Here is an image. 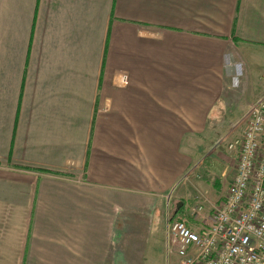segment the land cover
Instances as JSON below:
<instances>
[{"label": "crops", "instance_id": "obj_1", "mask_svg": "<svg viewBox=\"0 0 264 264\" xmlns=\"http://www.w3.org/2000/svg\"><path fill=\"white\" fill-rule=\"evenodd\" d=\"M234 89L264 92V0H0V264H148ZM206 158L211 206L237 157Z\"/></svg>", "mask_w": 264, "mask_h": 264}, {"label": "built area", "instance_id": "obj_2", "mask_svg": "<svg viewBox=\"0 0 264 264\" xmlns=\"http://www.w3.org/2000/svg\"><path fill=\"white\" fill-rule=\"evenodd\" d=\"M221 147L237 157L225 198L208 207L197 194L184 213L166 204V249L177 254L176 264H264V92L189 173Z\"/></svg>", "mask_w": 264, "mask_h": 264}, {"label": "rangeland", "instance_id": "obj_3", "mask_svg": "<svg viewBox=\"0 0 264 264\" xmlns=\"http://www.w3.org/2000/svg\"><path fill=\"white\" fill-rule=\"evenodd\" d=\"M240 94L241 92L238 89L232 90L229 98H227L225 94L222 100L214 108L215 112L209 118L207 130L204 135L201 136L197 135V133H193L191 138L188 137L183 141V148L189 149L195 154L194 165L202 159L203 154L207 153L211 149L215 140L221 136V134H224L235 123L237 118L248 108V104H234V99L238 98ZM222 148L224 149V147H221L220 149ZM209 164L208 158H206V160L204 159V161L200 163L194 171L189 173L192 167L191 166L183 174V176H181L178 184L173 189L172 196H174V194L175 196L177 195L173 201V207L176 208L178 203L183 201L184 205H182L179 209L181 213L186 212L187 206L192 202L193 198L197 194L203 197L209 207L211 200H213L212 196H214V191L211 185L213 179L216 177V173H214L216 170L207 168V165ZM163 227L164 216L159 208L155 219L153 250H151L150 255H148V264H168V261L174 259V252H167L166 240L163 235Z\"/></svg>", "mask_w": 264, "mask_h": 264}, {"label": "clouds", "instance_id": "obj_4", "mask_svg": "<svg viewBox=\"0 0 264 264\" xmlns=\"http://www.w3.org/2000/svg\"><path fill=\"white\" fill-rule=\"evenodd\" d=\"M225 60H226V64H225V66L228 67V68H231L230 56H229V57H226ZM236 69H237L238 71H240V70H242V66L239 65V64H236Z\"/></svg>", "mask_w": 264, "mask_h": 264}, {"label": "water", "instance_id": "obj_5", "mask_svg": "<svg viewBox=\"0 0 264 264\" xmlns=\"http://www.w3.org/2000/svg\"><path fill=\"white\" fill-rule=\"evenodd\" d=\"M180 207H181V206L178 204L175 212H178L179 209H180Z\"/></svg>", "mask_w": 264, "mask_h": 264}]
</instances>
